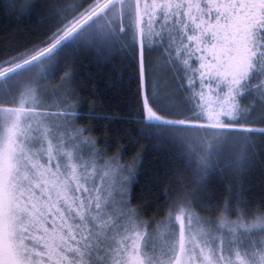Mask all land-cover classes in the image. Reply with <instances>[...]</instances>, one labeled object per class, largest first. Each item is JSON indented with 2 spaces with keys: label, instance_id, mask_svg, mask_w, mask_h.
<instances>
[{
  "label": "trees",
  "instance_id": "trees-1",
  "mask_svg": "<svg viewBox=\"0 0 264 264\" xmlns=\"http://www.w3.org/2000/svg\"><path fill=\"white\" fill-rule=\"evenodd\" d=\"M98 1L0 0V72L44 57L40 45L49 34L59 44ZM110 1L73 31L93 15L104 14ZM214 7L215 0L207 7L201 2L168 6L162 14L170 20L157 30L154 26L150 30L144 13L140 33L136 8L133 32L127 27L126 37L118 34L108 46L73 52L61 51L67 44L63 43L56 53L54 87L72 104L76 124L94 140L100 161L118 162L126 171L124 212L150 231L167 226L179 232V209L188 205L211 227L222 217L251 224L264 220V40L250 38L243 25L214 20L215 13L206 17ZM206 18H211V33L217 38L211 49L217 62L226 59L225 42L231 53L239 50L251 56L238 65L240 79L232 92L217 71L211 76L196 74L198 65L192 57L207 34L200 38L194 30ZM117 25L115 20L110 23L111 28ZM138 59L147 68L146 88L141 85ZM210 84L218 93L225 91L232 111L223 123L211 120V127L205 125L201 111L209 103ZM201 147L206 150L202 155ZM180 250L169 249L171 264ZM0 261L7 264L1 245Z\"/></svg>",
  "mask_w": 264,
  "mask_h": 264
},
{
  "label": "rangeland",
  "instance_id": "rangeland-1",
  "mask_svg": "<svg viewBox=\"0 0 264 264\" xmlns=\"http://www.w3.org/2000/svg\"><path fill=\"white\" fill-rule=\"evenodd\" d=\"M106 1L99 0L67 32L73 33ZM199 3L200 0H111L106 5L111 7L100 17L93 15L84 22L61 51L104 47L102 44H112L118 34L126 37L127 27L133 32L130 26L135 22L136 8L140 33L144 13L152 30L153 26L163 28L168 23L169 16L162 14L168 6ZM114 20L119 28L110 27ZM200 22L204 27L200 25L194 32L202 38L211 32V18ZM85 36L88 39H83ZM202 40L200 48L208 51V40ZM227 44L222 55L226 59L217 62L222 67L216 73L228 88H233L240 79L238 65L249 62L251 56L239 50L231 53ZM57 62V55H44L0 72V206L4 202L6 174L2 162L15 157L25 195L39 205L44 224L43 237L33 243L50 253L47 258L51 264H171L175 247H181L175 264H264V220L251 224L222 217L211 227L188 205L179 209V232L167 226L150 231L142 221L125 214L123 198L128 175L118 162L100 161L94 140L78 128L72 104L59 95L52 82ZM209 86V103L205 108L202 105L201 111L205 125L211 127V120L223 123L232 111L225 91L218 93ZM206 142L211 144V134ZM199 151L202 155L206 150L201 147ZM0 245L4 261L13 264L2 229ZM170 248L173 251L169 256Z\"/></svg>",
  "mask_w": 264,
  "mask_h": 264
},
{
  "label": "snow or ice",
  "instance_id": "snow-or-ice-1",
  "mask_svg": "<svg viewBox=\"0 0 264 264\" xmlns=\"http://www.w3.org/2000/svg\"><path fill=\"white\" fill-rule=\"evenodd\" d=\"M200 2L207 7L210 0H200ZM215 3L216 7L210 8L205 13L206 17L215 13L212 17L214 20L218 18V21L223 22L224 25L230 23L237 27L243 25L250 38L264 40V0H222V2L215 0ZM77 34L78 32L74 31L65 35L59 44H54L49 34V38H46L40 48L47 57L55 56L60 44L69 43ZM83 39H88V37L85 36ZM206 39L208 40V51L201 49L192 57L193 63L198 65L197 75H203L206 72L213 73L222 67L217 64L215 56L211 54L212 46L217 41L216 36L209 32ZM100 55L103 57V53ZM137 63L142 88H146L147 68L142 59H138ZM184 80H187V76ZM2 163L5 165L6 174L4 202L0 206V229L3 231L6 249L12 262L13 264H51L47 258L50 253L33 243L35 239L42 238L44 235L41 231L44 224L39 214V205L30 195H25V189L19 180L15 157ZM135 172L138 179L139 168H136Z\"/></svg>",
  "mask_w": 264,
  "mask_h": 264
}]
</instances>
